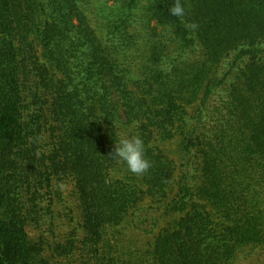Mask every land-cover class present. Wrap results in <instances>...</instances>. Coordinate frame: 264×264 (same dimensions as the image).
<instances>
[{"label": "trees", "instance_id": "16d2710c", "mask_svg": "<svg viewBox=\"0 0 264 264\" xmlns=\"http://www.w3.org/2000/svg\"><path fill=\"white\" fill-rule=\"evenodd\" d=\"M174 3L0 0V264H264V0Z\"/></svg>", "mask_w": 264, "mask_h": 264}, {"label": "clouds", "instance_id": "9594fccd", "mask_svg": "<svg viewBox=\"0 0 264 264\" xmlns=\"http://www.w3.org/2000/svg\"><path fill=\"white\" fill-rule=\"evenodd\" d=\"M173 16H182L184 8L180 0H175L173 6L169 8ZM118 164L126 166L127 170L137 176L145 174L151 164L145 155V148L142 139L139 136H122L114 142V150L109 155Z\"/></svg>", "mask_w": 264, "mask_h": 264}, {"label": "rangeland", "instance_id": "374dc122", "mask_svg": "<svg viewBox=\"0 0 264 264\" xmlns=\"http://www.w3.org/2000/svg\"><path fill=\"white\" fill-rule=\"evenodd\" d=\"M66 195L68 196V198H69V203H68V206L70 207V208H72L73 210H76V206H77V204H76V202H75V200H74V196H72L71 195V186L69 185V189H66ZM58 209H61V207H58ZM62 233L63 234H65L66 232H68V230H67V227L66 226H64L63 228H62ZM30 233H31V236L32 237H34V236H36V234H37V231L35 230V229H30ZM61 236H64V235H61Z\"/></svg>", "mask_w": 264, "mask_h": 264}]
</instances>
